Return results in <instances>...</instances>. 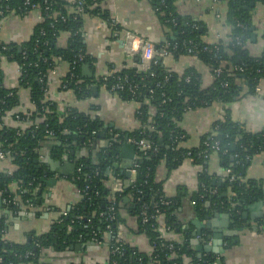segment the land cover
<instances>
[{"label":"trees","instance_id":"obj_1","mask_svg":"<svg viewBox=\"0 0 264 264\" xmlns=\"http://www.w3.org/2000/svg\"><path fill=\"white\" fill-rule=\"evenodd\" d=\"M29 1L41 4L44 0ZM50 1L53 2V10L47 14L51 16L43 17L34 26L26 41L20 44L0 42V66L1 59L8 58L15 61L20 70L18 86L4 88L0 68V116L9 114L19 104L21 88L27 89L34 107L28 114L11 113L13 117L18 114L19 118L25 119L28 122L26 128L0 125V144L4 150L10 151V162L16 166L11 175L0 173V188L7 189L10 183L17 181L22 187V192L19 194L18 206H13L14 209L27 207L29 203L39 208L43 203L42 193L46 185L41 178H46L52 173L44 176L42 173L44 167H37L35 159L39 157L38 150L47 145L49 157L60 159L62 154L67 152L76 166L82 164L80 172L74 168L67 178L80 189L89 185L88 195L83 194L72 203L65 210L66 215H59L48 231L41 234L29 231L27 233L29 240L26 239L24 242L10 240L4 244L0 241L2 257L0 264H38L39 258L46 250L60 252L70 250L72 247L75 250L77 246L81 249L82 245L88 242L91 229L96 231L99 238L106 237L108 224L111 229L116 230L117 225L126 223L128 218L134 219L136 232L148 239L150 252H143L135 245L124 241L122 253L114 256L115 264H137L139 258L141 264H171L173 261L184 264V259L188 260L186 262H189L188 264H211L217 257L216 264H223L221 255L217 253L209 251L205 252L204 256L198 253L202 249L197 250L192 245V234L189 229H182L183 236L178 240L161 236L157 228L160 223L151 216L159 209L163 213L164 225L172 230L180 228L176 223L174 210L181 202L182 193L167 196L163 181L156 178V169L160 162L164 161L167 171L170 172L185 158H191L193 163L202 167L198 173L197 190L191 196L195 201L197 215L204 218L211 211L217 210L230 215L232 219L230 226L239 228L243 225L242 214L246 210L245 206L261 196L262 181L244 180V177L251 157L264 150V129L255 133L245 130L232 118L230 109L225 107L221 116L214 121L210 132L200 137L199 146L187 149L181 144L185 134L178 123L187 108L193 110L217 99L227 104L239 96L242 86L246 87V94H253L255 86L264 79V50L255 56L246 48V43L253 32L250 3H264V0H225L226 21L231 28L230 40L225 43L203 42L201 39L203 29H200L198 22L177 12V0H149L153 9L159 8L157 15L160 21L174 34L173 38L168 40L169 43L177 44V52L173 57L185 54L186 48L193 46L204 64L212 68L222 65V73L218 77L212 73L214 77L212 84L202 88L201 75L196 69L187 68L180 75L165 67L161 60L151 66L149 71L153 73L152 76L134 66L119 70L120 75L125 73L134 82L139 83V79L145 77L147 87H142L139 83L135 92L123 90L117 93L120 98L138 104L135 117L139 127L132 131L113 129L111 133L106 132L102 137L99 134L104 129V123L99 117L90 116L71 107L66 108L65 113H59L56 103L45 97L44 81L41 82L39 78L50 69L62 63H71L79 51L85 54V63H92V58L86 51L84 38L80 35L82 18L67 15L64 0ZM100 1L83 0L86 6H93L87 10L89 14L105 18L109 14L100 7ZM24 2L25 0L0 1V9L4 10L0 19L9 13L23 15L30 11V6ZM56 10L66 14L65 21L56 17L54 14ZM173 16L177 20L176 25L166 22ZM191 24H195L196 28ZM181 30L183 33H180ZM62 31L68 32L69 36L66 45L59 47L57 38ZM189 39L192 40L191 44H183ZM56 57H61V60L56 61ZM138 57L135 55L134 59L138 60ZM81 68L82 65L76 68L78 77H81ZM66 73L61 80L67 77ZM91 82L84 79L77 83L75 79H71L68 88L72 89L78 98H85L89 94ZM96 82L99 84L100 77ZM224 82L227 83L226 87L222 86ZM148 88H152V93L148 92ZM47 131H52L53 134L49 135ZM126 135L135 139L145 138L151 147L137 151L133 164L134 181L118 189H112L108 186L109 174L119 178L124 176L120 168H114V163L119 158V150ZM215 140L219 142L220 150L214 151L208 147L205 155L204 142L213 143ZM79 150H84L87 154L79 155ZM212 152L219 155L225 170L230 169L221 186L212 185L210 175L204 170L208 156ZM230 174H234L236 179L229 181ZM209 187H215L217 192L209 194L207 191ZM225 188L230 189V196L221 195L222 189ZM112 191L117 204L122 205L124 213L116 210L114 219L106 221L108 196ZM164 200H169L170 204H161L160 202ZM38 214L37 210L36 215ZM144 217L147 221H143ZM0 218L8 221L5 214H0ZM86 223L89 227H84ZM7 228L8 226L6 230ZM114 244L112 240L111 245ZM169 244L173 245L172 250L169 249ZM231 244L233 241L228 239L226 245ZM26 251H31L32 255L24 257ZM169 255H173L174 258L168 260ZM68 264L98 263L79 261Z\"/></svg>","mask_w":264,"mask_h":264},{"label":"crops","instance_id":"obj_2","mask_svg":"<svg viewBox=\"0 0 264 264\" xmlns=\"http://www.w3.org/2000/svg\"><path fill=\"white\" fill-rule=\"evenodd\" d=\"M100 7L116 21L122 30L131 31L155 44L165 43L174 36L172 30L160 21L149 0H101ZM176 9L181 16L190 17L199 23L200 29H203L201 35L203 42L222 41L225 43L230 40L231 28L226 21L227 4L225 0H177ZM251 20L252 27H254L252 35L254 36H251L247 41L246 48L250 54L257 56L264 50V3L253 2ZM40 21V14L36 10H30L23 15L7 14L0 19V42L20 44L26 41L34 26ZM82 29L86 34L84 39L86 51L92 58L91 64L85 63L81 68V77L92 81L88 96L78 98L72 89L60 87L61 78L67 71V64L62 63L56 73L48 78L46 98L56 103L58 107H71L90 116L99 117L106 126L104 133H111L113 129L132 131L138 128L139 122L134 117L138 104L134 101L124 100L96 83V78L99 76L132 65V55L127 52L125 41L122 42V38L113 37L109 27L97 15L89 13L84 15ZM68 36V32H60L57 45L64 47ZM163 64L180 75L187 68L193 67L201 75L202 88L209 87L214 80L211 67L191 55L169 56L163 60ZM0 68L2 86L4 88L17 87L20 75L18 64L8 58H2ZM258 87L261 99L256 97L257 94H246L247 89L242 86L243 89L239 96L227 104L217 99L206 106L186 111L178 123L185 134L182 146L187 149L198 147L200 137L210 132L214 121L221 116L225 107L230 109L232 118L245 130L254 133L262 131L264 129V79L260 80ZM19 92V104L12 112L2 117L0 125L4 124L13 128L28 126L25 119H17L11 115V113L17 112L28 114L34 108L27 89L21 88ZM38 151L40 167H45L43 161L48 155V146L44 145ZM78 154L86 155L87 153L84 150H79ZM124 159L119 153V158L115 163ZM114 168L116 167L114 166ZM201 170V165L193 163L191 158H185L178 167L170 172L167 171L164 161L157 166L156 178L163 181L165 194L175 196L178 192L182 193L181 202L174 210L176 223L180 228L176 227L172 231L173 233L168 232L166 236L168 239H180L182 229H189L192 240L196 239L195 231L198 226H203L206 222L205 217H199L194 205L191 204V196L197 190L198 173ZM204 170L210 175L212 185L221 186L223 184L226 170L223 161L216 152L210 153ZM50 176L53 177V175ZM108 177V186L112 189H118L128 184L125 176L119 178L109 174ZM56 178L52 187L47 184L44 186L43 203L39 208L28 205L15 214L3 212L8 218L7 237L11 241H26L29 231H34L36 234L48 231L60 212L79 199L75 184L67 176L57 175ZM247 179L262 181V185L264 184V150L254 154L249 160L244 177V180ZM221 195L230 196V189H222ZM261 198L262 191L259 199ZM253 202L254 200L250 201L245 207L250 206ZM37 210L39 211L38 215H36ZM213 211L218 214L226 213ZM245 211L248 213V218L244 220L241 227L229 226L228 229H223L225 235L222 244L219 247L216 246L217 249H222L217 254L221 255L223 264H264V206L253 211L246 208ZM253 212L262 213V217L250 218L249 215ZM230 221L232 222L231 218ZM125 224L128 227L127 241L143 252H150L148 239L145 235L136 232L134 219L128 218ZM204 230L207 229L202 228L201 231ZM209 233L211 234V232ZM213 239L212 237L211 252L216 253L213 250L216 248ZM228 239H231L233 244L227 246ZM192 245L196 248V245ZM105 248L91 246L84 250L70 249L65 252L53 253L52 257L48 254L51 258L47 257L46 261H42V263L68 264L72 260L86 259L104 264L107 254Z\"/></svg>","mask_w":264,"mask_h":264},{"label":"built area","instance_id":"obj_3","mask_svg":"<svg viewBox=\"0 0 264 264\" xmlns=\"http://www.w3.org/2000/svg\"><path fill=\"white\" fill-rule=\"evenodd\" d=\"M2 1V0H0ZM66 2L65 8L67 9L66 14L67 15H72L73 18H77V17H83L84 15L88 14L87 10L91 9L93 6H86L83 2V0H64ZM25 5H29L30 6V10H36L38 11V13L40 14V18L41 20L43 19V17L45 18L50 17L51 15H48V12H51L52 9V5L53 2L50 0H44L43 3H30L29 0H25ZM7 9V8H6ZM155 11L156 14H158V10L159 8H155L153 9ZM162 15L164 14L163 12L159 11ZM4 14V10L0 9V15ZM54 14H56V17L62 21H65V17L66 14H63L61 11H54ZM100 17V16H99ZM102 19V21L109 27L111 34L113 37L115 38H122L123 42L125 41L126 43V49L127 52H129L132 55V65L136 67L139 71L144 72L145 74H148L149 76H152L153 73L150 72V68L152 65H156L158 63V60H161L163 63V60L169 56H173L176 52H177V44L176 43H169L168 41H166L165 43H159V44H155L149 40H147L145 37L142 36H138L136 34H134L131 31L128 30H122L119 25L116 23V21L110 16L108 15L107 17H100ZM166 22H170L174 25L177 24V20L176 18L173 16L170 19H167ZM239 25V24H237ZM192 27L196 28L195 24H191ZM180 33H183V31L181 30ZM81 37L85 39V32H83V29L81 30L80 33ZM237 41H239V38H236ZM192 43V40L189 39L186 42L184 41L183 44ZM206 47L203 48V50H205ZM185 54L187 55H191L194 56L196 58H199L198 56V51L195 49V47L193 46H188L186 48V52ZM135 55H138V60H135L134 57ZM184 55V54H182ZM200 59V58H199ZM61 57H56V61H60ZM85 63V54L82 52H78L77 55L75 56L74 60L71 63L67 64V77H69L68 79H62L60 81V87L62 89H69L68 85L69 82L71 81V79H75V81L77 83H80L82 81H84V79H82L81 77H78V75L76 74V68L80 65H84ZM211 67V66H210ZM59 68V65L55 66L54 68L50 69L45 75H42L39 79L41 82L44 81V86H43V91L44 94L46 95V93L48 92V78L50 75L55 74L57 69ZM211 72L215 75V77H218L221 73H222V65H219L217 67L212 68L211 67ZM147 75V76H148ZM100 77V82H99V86H101L102 88H104L105 90L109 91L110 93L116 94L119 91H123V90H129L131 92H135V90L137 89V85L139 83H141L142 87H147L144 78L139 79V83L134 82L132 79H130V77L127 74H119V70H114L108 73H105ZM99 77L96 78V81L99 80ZM46 80V81H45ZM111 80V81H110ZM186 80L188 81V77L186 78ZM90 85V84H89ZM259 83L255 86V91L253 93L257 94V98L261 99V95H259L260 89L258 87ZM223 87L227 86V83L224 82L222 83ZM152 88H148V92L152 93ZM46 97V96H45ZM47 100H50L48 98H46ZM2 102V101H1ZM68 107H57V112L59 113H65V110ZM192 110L191 108H187L186 111ZM12 112V111H11ZM6 115V114H5ZM4 115V116H5ZM2 119L3 116H0ZM15 117L18 119L19 116L18 114H15ZM134 117H135V112H134ZM135 119L137 120V118L135 117ZM139 127V126H138ZM49 135H52L53 132L52 131H47ZM183 135L180 137L182 139ZM127 143L133 144L135 146V154H134V158H133V163L132 166L130 168V173L131 176L128 179V184L132 183L134 181V174H135V170L133 168V164H134V159H135V155L137 153V151L139 149H148L151 147V145L146 141L145 138H140V139H135L133 137H127L126 139ZM204 145L206 147L205 150H203V153H207V148L210 147V149H213L214 151H219L220 150V145L219 142L217 140L213 141V143H209L208 141L204 142ZM10 151L8 150H4L0 144V173H4V174H8L11 175L13 173V171L16 169V166L13 165L10 162ZM206 155V154H205ZM71 160V159H70ZM72 161V160H71ZM73 162V161H72ZM8 163V164H7ZM81 166L82 164H79L78 166H76L74 164V168L76 169L77 172L81 171ZM230 173V169H226V174ZM236 179V176L234 174H230L229 176V181H233ZM127 184V185H128ZM76 186V185H75ZM89 185H85L84 188L80 189L76 187V191L79 195V197H81V195H88L87 189H88ZM209 194H215L217 192L215 187H209L207 189ZM22 192V187L20 186V184L16 181V182H12L7 186L6 188H0V200H1V206H0V214H15L18 212L17 208L14 209L13 206H18L19 203V194ZM114 191L111 192V195L108 196V214L105 217L106 221H112L114 219L115 216V212L116 210H121L120 212L124 213V210L121 208V204L116 202V197L113 194ZM201 197V196H200ZM161 204H170V201H161ZM191 204L194 205L195 201L191 199ZM29 206L32 205L31 203L28 204ZM13 207V208H12ZM20 210V209H19ZM4 212V213H3ZM59 215H66V211L63 210L60 212ZM100 215H102V213H100ZM152 218L155 219L156 222L160 223V225L157 227L158 231L161 233L162 237H165L168 239V237H166L168 235V232L173 233L172 229L166 225L163 224V213L159 210L156 209L155 214H153L151 216ZM58 218V217H57ZM56 218V219H57ZM55 219V220H56ZM90 220H88L89 222ZM143 221H147V218L144 217ZM6 226H8V221L6 220H2L0 218V241L4 244L10 242V239L7 237V230H6ZM84 227H89L88 223L84 224ZM91 229V228H90ZM107 232V236L99 238L97 236L96 231H94L93 229L90 230V235L88 238V242L84 243L81 247L82 250H84L85 248H89L91 246H103L106 247V260L104 264H115L116 260L114 259L115 255H119L122 253L123 248H122V244L124 241H127V237H128V227L126 226L125 223H119L117 225L116 230L111 229L110 225L108 224L106 226ZM110 235V238H108V236ZM183 234H180V238H182ZM211 236L209 231L207 232V230L201 231V233L199 235L196 236V239L201 240V243L204 244L203 246H211ZM114 240V245H111V241ZM176 240V239H174ZM193 244V243H192ZM169 249L172 250L173 245L169 244ZM68 251V250H65ZM65 251H60V252H65ZM60 252H54V251H50V250H46L42 253L41 257L39 258L38 264H43V262L46 261L47 257L51 258L53 253H60ZM205 252H209L206 251L204 249H202V251H198V253L200 255H206ZM48 254L51 256H48ZM32 255L31 251H26L24 253V257H29ZM173 255H169V257L167 258L168 260L173 259ZM218 259V257L213 260L211 262V264H216V260ZM2 261V257L0 256V263ZM79 261H84L86 263H98L101 264L97 261L94 260H82V259H78V260H72L71 262H79ZM184 264H188L186 263L188 260L184 259ZM70 263V262H69ZM137 264H141V260L140 258L138 259V263ZM171 264H177L176 262H172ZM199 264V263H196ZM210 264V263H209Z\"/></svg>","mask_w":264,"mask_h":264},{"label":"water","instance_id":"obj_4","mask_svg":"<svg viewBox=\"0 0 264 264\" xmlns=\"http://www.w3.org/2000/svg\"><path fill=\"white\" fill-rule=\"evenodd\" d=\"M250 7H253V2L250 3ZM254 29V27L252 28ZM254 36V35H252ZM123 42V41H122ZM84 66H82L83 68ZM106 131V126H104L103 131L99 134V136H104V132ZM128 135L124 137V143L120 147L119 153L122 158H125L124 160H120L118 163H114V166L121 169V172L124 173V176L128 180L131 176L130 168L133 163V158L135 154V146L133 144L127 143ZM71 154H74V151L71 152ZM127 159V160H126ZM35 162L37 163V167H40L39 159H35ZM45 167L42 169V173L44 176H47L49 173H52V176H47L46 178L42 177L41 180H44L45 184H47L49 187H52L53 184L56 182V176L62 175L67 176L70 171L74 169V163L70 160L69 154L67 152L63 153L60 159L51 158L48 155H46L45 160L43 161ZM262 191V198L258 200H254V202L246 207L250 211H253L256 208L263 207L264 206V184L261 187ZM208 205V204H207ZM0 206H1V200H0ZM69 206L66 208L68 209ZM250 218H258L262 217V213H250ZM243 220H247L248 213L247 211H244L242 214ZM206 222L203 226H198L197 230L195 231V235H199L201 233L202 228H206L209 232H211L210 236L213 237V244L216 246H221L222 239L225 233H223V229H228L230 226V217L228 213H222L218 214L217 212H211L210 214H207L205 216ZM110 238V235L108 236ZM29 240V237L26 238ZM192 243L196 245L197 250L204 249L206 251H211L212 246H203L201 240L199 239H193ZM71 249H74L73 247ZM80 249L79 246L75 248V250ZM216 253H219L218 251H221L222 249H213Z\"/></svg>","mask_w":264,"mask_h":264}]
</instances>
